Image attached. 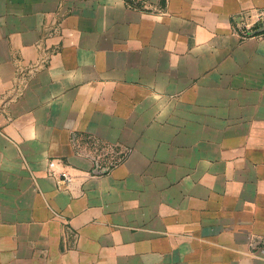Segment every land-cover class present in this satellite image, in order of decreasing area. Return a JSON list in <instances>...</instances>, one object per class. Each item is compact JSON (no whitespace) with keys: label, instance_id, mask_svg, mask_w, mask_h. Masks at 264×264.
Instances as JSON below:
<instances>
[{"label":"crops","instance_id":"obj_1","mask_svg":"<svg viewBox=\"0 0 264 264\" xmlns=\"http://www.w3.org/2000/svg\"><path fill=\"white\" fill-rule=\"evenodd\" d=\"M252 8L0 0V264H264V35L234 33ZM75 138L131 151L84 179Z\"/></svg>","mask_w":264,"mask_h":264},{"label":"built area","instance_id":"obj_2","mask_svg":"<svg viewBox=\"0 0 264 264\" xmlns=\"http://www.w3.org/2000/svg\"><path fill=\"white\" fill-rule=\"evenodd\" d=\"M130 6L135 7V4L130 3ZM234 33L242 39L263 36L264 8H252L244 12L241 22L234 29ZM74 143L79 152L93 162L92 169L84 171L81 175V178L84 179L109 173L116 165L125 161L131 151L129 147L122 143L100 142L95 139H91L88 148H81L77 144L76 138ZM75 178L76 176L64 171L58 176L59 182L67 185L73 183Z\"/></svg>","mask_w":264,"mask_h":264}]
</instances>
